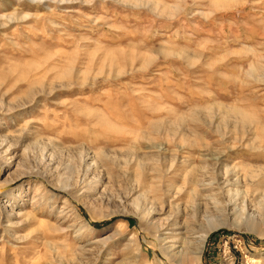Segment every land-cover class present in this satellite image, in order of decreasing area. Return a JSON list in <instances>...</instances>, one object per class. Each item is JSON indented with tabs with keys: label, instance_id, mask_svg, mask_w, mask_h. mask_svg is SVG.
Masks as SVG:
<instances>
[{
	"label": "rangeland",
	"instance_id": "rangeland-1",
	"mask_svg": "<svg viewBox=\"0 0 264 264\" xmlns=\"http://www.w3.org/2000/svg\"><path fill=\"white\" fill-rule=\"evenodd\" d=\"M0 264H264V0H0Z\"/></svg>",
	"mask_w": 264,
	"mask_h": 264
},
{
	"label": "bare ground",
	"instance_id": "bare-ground-1",
	"mask_svg": "<svg viewBox=\"0 0 264 264\" xmlns=\"http://www.w3.org/2000/svg\"><path fill=\"white\" fill-rule=\"evenodd\" d=\"M158 225H159V224H158ZM165 235H166V234H165ZM206 236H207V235H205V236L202 237V243H204V241H205V239H206ZM172 242H173V243H172L171 246H170L171 248L173 247V244H174L175 241L173 240ZM200 243H201V242H200ZM186 249H187V248H186ZM170 250H171V249H170ZM185 251H187V250H185ZM178 252H179V251H178ZM183 252H184V251H183ZM174 254H175V253H174ZM174 254H172L171 256H173ZM179 254H180V253H179Z\"/></svg>",
	"mask_w": 264,
	"mask_h": 264
}]
</instances>
